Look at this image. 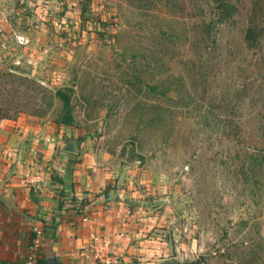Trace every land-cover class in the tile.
I'll list each match as a JSON object with an SVG mask.
<instances>
[{"label": "rangeland", "instance_id": "1", "mask_svg": "<svg viewBox=\"0 0 264 264\" xmlns=\"http://www.w3.org/2000/svg\"><path fill=\"white\" fill-rule=\"evenodd\" d=\"M224 1L231 7L227 23L218 22L217 0H0L9 25L0 30V89L8 90L0 96L8 98L10 118L2 121L15 130L40 128L54 159L66 153L67 139L107 153L118 186L155 214L166 264H264V167L251 162L249 187L234 178L228 156L236 143L216 115L228 112L214 110L219 98L234 100L242 83L233 54L251 0ZM204 24L229 62L206 70L209 80L219 75L207 82L209 91L200 67L192 69L213 54L202 42ZM261 44L257 56L242 57L243 65L260 66L257 80L264 38ZM180 76L183 88L175 89ZM163 79L171 82L166 98ZM255 85L250 94L263 101L264 85ZM58 89L71 96L70 126L59 124ZM241 113L246 119L257 110L249 104Z\"/></svg>", "mask_w": 264, "mask_h": 264}, {"label": "crops", "instance_id": "2", "mask_svg": "<svg viewBox=\"0 0 264 264\" xmlns=\"http://www.w3.org/2000/svg\"><path fill=\"white\" fill-rule=\"evenodd\" d=\"M8 28L0 17V30ZM40 132L0 121V264H25L31 251L58 264L113 255L121 264H166L155 214L118 186L110 156L81 146L54 159Z\"/></svg>", "mask_w": 264, "mask_h": 264}, {"label": "trees", "instance_id": "3", "mask_svg": "<svg viewBox=\"0 0 264 264\" xmlns=\"http://www.w3.org/2000/svg\"><path fill=\"white\" fill-rule=\"evenodd\" d=\"M218 3V10H219V23H227V16H229L228 9L231 8L226 5V2L224 0H217ZM228 8V9H227ZM236 9V8H235ZM230 10V9H229ZM83 11H86L85 8H83ZM212 26L208 24L203 25L204 32L206 34L205 37H203L202 42L205 44L206 51L213 52L210 59L206 61V63L209 61V65L206 63L203 66H197V64L193 65L192 69H196L197 67H200L197 69V72H199V75L202 79L201 85L204 83L208 84L206 89L209 91L211 90L210 84H215L218 81L219 75L212 74V80H209V73H207L206 70H214L216 66L221 67L222 64H228V50L220 51L218 50V44L215 37L212 38L211 36V28ZM264 38V0H251V9H250V16L247 18V24L242 30V36L239 40V43L236 45V52L233 54L234 58L233 60H237L239 63L238 66H235V72L234 70L232 72L237 73L238 71H241L242 73H237V79L241 80L242 83L239 84L235 88V98L230 103L225 99V96L222 98H219L220 104L218 106H215L214 110L217 108L221 109L225 112H228L225 118L221 117L219 118V114L217 115V121L221 126L229 127L230 130L228 133L225 134L226 139H229V141H235L236 146H234L231 149V152L233 154L229 155V160L231 162L232 167H236V170L232 172L234 178H237V181H241L245 186L249 187L252 180H250L249 173H255L254 172V165L251 164L252 161L257 162V166H263L264 167V100H255L250 94V90L253 89L257 82L264 85V71L262 75L259 76L258 80L253 79L254 76V69L258 68L260 66L256 64H252V62L249 61V63H244L245 52L251 51V56H257L253 51L259 50L261 48V43ZM206 42V43H205ZM227 45H225L226 48ZM222 47V46H221ZM228 49V46H227ZM216 53V56H215ZM215 56L218 58V63H213V58ZM242 58V60L240 59ZM202 65V63H199ZM242 64V65H240ZM203 68L205 70H203ZM259 69V68H258ZM264 70V68H262ZM174 76V75H173ZM252 76V77H249ZM194 77V76H192ZM169 79V78H167ZM253 79V80H252ZM255 80V81H254ZM209 81V83H207ZM33 80L25 79V83L31 84ZM182 78L181 76L178 79V83L175 84L174 88L178 89V87L183 88L182 84ZM171 88V82L168 80L166 83H164L163 79V97L165 98L168 95V91ZM180 90V89H179ZM40 91H44L43 88L40 89ZM6 93L8 90L0 89L1 93ZM62 105V114L59 120L60 125H66L70 126L73 122V117L71 113V96L67 92V90H61L58 89L53 94ZM251 96V100L248 101L246 97ZM0 120L3 119H10L6 114H4V110L7 109L8 104L6 103L8 98H3L0 96ZM5 104L4 108H2V105ZM165 104V103H164ZM249 104L252 105L257 110V115L253 116H246V119H243V114L241 111L245 110V108L249 107ZM7 105V106H6ZM214 106V105H213ZM182 109H187L188 105L184 104L182 106ZM229 117V118H227ZM228 129V128H227ZM228 159V158H227ZM238 160H240L239 164H233L237 163ZM239 174V176H238ZM55 181H59L58 176H52ZM257 183V182H256ZM253 184H255L253 182ZM108 189V188H107ZM74 201V200H73ZM30 246H32V242H30ZM24 264V263H23ZM34 264H45V255L44 254H38L37 258L35 259Z\"/></svg>", "mask_w": 264, "mask_h": 264}, {"label": "built area", "instance_id": "4", "mask_svg": "<svg viewBox=\"0 0 264 264\" xmlns=\"http://www.w3.org/2000/svg\"><path fill=\"white\" fill-rule=\"evenodd\" d=\"M16 40L20 45H23L26 43V40L22 36H17ZM35 259H36V256L33 253V251H31L26 256L25 264H34ZM90 264H121V261L118 257L114 255L106 256V257L93 256V260L90 262Z\"/></svg>", "mask_w": 264, "mask_h": 264}, {"label": "water", "instance_id": "5", "mask_svg": "<svg viewBox=\"0 0 264 264\" xmlns=\"http://www.w3.org/2000/svg\"><path fill=\"white\" fill-rule=\"evenodd\" d=\"M65 152L68 153H78L79 149L76 147L75 141L72 139H67L63 147ZM45 264H58L57 260L54 257H46Z\"/></svg>", "mask_w": 264, "mask_h": 264}]
</instances>
